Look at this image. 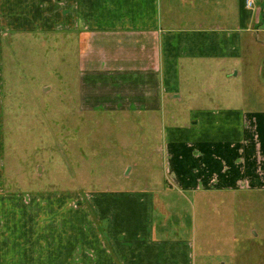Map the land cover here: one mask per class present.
<instances>
[{
	"label": "crops",
	"instance_id": "0c3cea01",
	"mask_svg": "<svg viewBox=\"0 0 264 264\" xmlns=\"http://www.w3.org/2000/svg\"><path fill=\"white\" fill-rule=\"evenodd\" d=\"M160 2L0 0V193L7 33L63 34L79 52L80 107L143 114L166 112L167 98L182 103L193 97L183 91L184 74L193 73L185 82H198L199 75L210 81L207 69L222 77L223 66L244 60L246 47L264 49V0H254L251 9L239 0L233 25L191 29L167 26ZM196 103L187 122L172 117L165 132L161 199L148 189L96 193L91 224L84 212L71 213L70 198L51 204V219L34 220L24 217L14 197L0 203V264H195L193 237H182L179 224L173 227L165 216L174 212L167 190L201 198L264 192V110L222 107L199 96Z\"/></svg>",
	"mask_w": 264,
	"mask_h": 264
},
{
	"label": "rangeland",
	"instance_id": "374dc122",
	"mask_svg": "<svg viewBox=\"0 0 264 264\" xmlns=\"http://www.w3.org/2000/svg\"><path fill=\"white\" fill-rule=\"evenodd\" d=\"M160 3L166 25L186 29L233 25L231 19L236 21L240 12L239 0ZM260 5L263 8L264 2ZM5 41L1 63L5 184L0 203L17 197L18 210L29 219H51V204H61L66 197L71 213L82 211L93 224L96 193L148 189L161 194L157 190L166 189L167 166L160 151L165 132L172 117L179 124L187 122L198 96L222 107L264 110V49L246 47L244 60L223 66L222 77L207 69L210 81L199 75L198 82H185L193 73L184 74L183 91L193 97L182 103L167 98L166 112L143 114L80 107L79 52L63 34L9 32ZM167 192L166 203L174 212L165 216L173 227L179 224L182 237H193L195 264H264V192L205 198Z\"/></svg>",
	"mask_w": 264,
	"mask_h": 264
},
{
	"label": "built area",
	"instance_id": "2783aa9c",
	"mask_svg": "<svg viewBox=\"0 0 264 264\" xmlns=\"http://www.w3.org/2000/svg\"><path fill=\"white\" fill-rule=\"evenodd\" d=\"M246 7L251 9L254 7V0H246Z\"/></svg>",
	"mask_w": 264,
	"mask_h": 264
}]
</instances>
